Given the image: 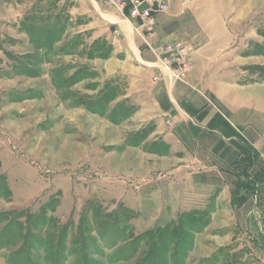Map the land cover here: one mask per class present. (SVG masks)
I'll use <instances>...</instances> for the list:
<instances>
[{"label":"rangeland","instance_id":"374dc122","mask_svg":"<svg viewBox=\"0 0 264 264\" xmlns=\"http://www.w3.org/2000/svg\"><path fill=\"white\" fill-rule=\"evenodd\" d=\"M75 1L0 0V264H264V0H190L204 35L177 78L156 65L187 83L204 45L206 103L245 128L227 194L173 173L194 167L125 99L131 50Z\"/></svg>","mask_w":264,"mask_h":264},{"label":"crops","instance_id":"0c3cea01","mask_svg":"<svg viewBox=\"0 0 264 264\" xmlns=\"http://www.w3.org/2000/svg\"><path fill=\"white\" fill-rule=\"evenodd\" d=\"M168 1L167 11L156 16V31L147 39L149 43H172L191 39L196 41L198 36L204 35V25L195 23L198 15L193 12H183L190 0ZM75 2L81 14L87 15L86 25L93 36L94 33L98 37L108 36L114 43L116 52H122L124 48L125 52L131 50L132 57L136 61L131 57L132 65L129 66L131 71L127 75L125 99L130 100L134 105L139 103L136 107L140 117L155 119L156 123L161 125L156 132L170 143L173 151L186 149L189 153L187 158L194 167L191 170L186 168L179 170L184 167L180 165V168L173 169V173L178 172L175 175L179 179L197 181L192 190H189L192 193L197 194L202 191L207 193L220 188L227 194L230 186L231 161L244 149L245 128L242 122L234 120L225 110L224 112L215 110L206 103L212 85L206 82L205 76V70L210 67L201 60L204 45L201 44L202 47H199L200 49L194 54L191 69L193 72L190 71L189 81L173 82L158 73L155 60L142 36L134 31L132 24L111 4L106 0ZM199 42L203 43V38H199ZM217 66L218 63L213 68ZM156 74L158 79L153 80L152 77ZM175 106L179 111L174 110ZM173 113H177L178 117L187 118V123L180 128L181 138L189 143L193 140V144L188 143L189 145L186 146L178 141L177 132L168 124L166 118Z\"/></svg>","mask_w":264,"mask_h":264},{"label":"built area","instance_id":"2783aa9c","mask_svg":"<svg viewBox=\"0 0 264 264\" xmlns=\"http://www.w3.org/2000/svg\"><path fill=\"white\" fill-rule=\"evenodd\" d=\"M133 26L134 31L142 36L143 41L155 58V64L177 78L179 72L173 66L180 64L187 47L180 41L159 46L147 41L156 31V16L166 12L169 6L168 0H106ZM161 50L164 52L161 54ZM158 79V74L152 77Z\"/></svg>","mask_w":264,"mask_h":264}]
</instances>
